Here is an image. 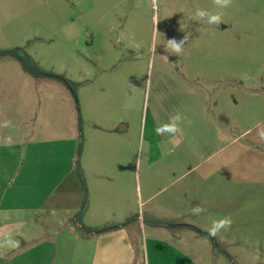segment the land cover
Returning <instances> with one entry per match:
<instances>
[{
    "label": "rangeland",
    "instance_id": "rangeland-1",
    "mask_svg": "<svg viewBox=\"0 0 264 264\" xmlns=\"http://www.w3.org/2000/svg\"><path fill=\"white\" fill-rule=\"evenodd\" d=\"M159 4L156 25L151 0H0V49L27 55L75 93L0 55V155L16 151L17 167L39 155L53 183L78 116L81 137L94 125L126 127L121 150L108 143L106 171L110 205L121 195L133 228L139 218L137 264H167L172 249L176 264H264V0ZM197 9L223 22L200 21ZM186 35L183 53L166 50ZM176 113L186 117L183 134L156 135ZM224 216L233 224L215 245L175 225L208 232ZM62 259L69 264L70 253Z\"/></svg>",
    "mask_w": 264,
    "mask_h": 264
},
{
    "label": "crops",
    "instance_id": "crops-1",
    "mask_svg": "<svg viewBox=\"0 0 264 264\" xmlns=\"http://www.w3.org/2000/svg\"><path fill=\"white\" fill-rule=\"evenodd\" d=\"M107 129L91 126L81 139L76 132L71 155L63 157L67 161L56 171L53 183L48 182L47 172L42 171L45 160L39 155H23L29 159L19 167L14 158L16 151L0 155V233L10 234L19 242L16 248L0 247V259L11 257L15 264V260L23 257L25 264H56L61 253L62 256L70 253L69 264H137L139 218L135 228L134 221L124 223L128 217L121 195H116L115 204L110 205L106 171L109 141L114 138L121 150L127 131L126 127L115 128L114 132ZM38 162L40 166L36 167ZM77 165L87 188L82 224L114 227L85 233L73 221L82 200ZM175 253L176 250H167V264L177 263ZM62 261L60 264L66 263Z\"/></svg>",
    "mask_w": 264,
    "mask_h": 264
},
{
    "label": "clouds",
    "instance_id": "clouds-1",
    "mask_svg": "<svg viewBox=\"0 0 264 264\" xmlns=\"http://www.w3.org/2000/svg\"><path fill=\"white\" fill-rule=\"evenodd\" d=\"M233 0H213V4L218 9H226L232 5ZM152 9H153V21L157 25L159 22V0H151ZM195 18L200 21H205L208 25H220L222 20V14L211 13L204 9H197L195 12ZM189 36L186 35L184 39L177 41L175 39H169L166 41L165 47L166 50L174 55L179 56L184 51V44L187 42ZM186 117L181 113H176L169 118V121L166 123H161L158 125L154 131L156 135L164 136L168 135L174 140L183 134L181 124L185 121ZM191 124V121H188ZM264 136V134H262ZM10 139V138H9ZM177 146L175 143L173 147ZM140 152H143V148H140ZM205 209L200 205L193 206L191 208L192 215H200ZM233 220L230 216H224L220 219L212 221L211 227L208 229V234L211 237H216L221 230H228L231 228ZM19 246V242L14 240L10 234L0 233V247L16 248Z\"/></svg>",
    "mask_w": 264,
    "mask_h": 264
},
{
    "label": "trees",
    "instance_id": "trees-1",
    "mask_svg": "<svg viewBox=\"0 0 264 264\" xmlns=\"http://www.w3.org/2000/svg\"><path fill=\"white\" fill-rule=\"evenodd\" d=\"M0 55H10V56L15 57L18 60L22 70L24 72L28 73L29 75H32L35 77H39V76L51 77V78H56V79L62 81L64 84H66L68 87H70V89H72L73 95L75 94L74 89H73V85L68 80H66L62 76H58V75H55L51 72H47L45 70H42L27 55L19 54L14 49H0ZM79 120H80V117L78 116L77 128H78L79 138L81 139L82 138L81 132H80L81 126H80ZM80 147H81V141L79 142L78 151L80 150ZM76 174L79 178L81 189H82V200H81L80 207H79L78 211L75 213V215L73 217V221L76 223H79V228L82 231H84L85 233H92V232L98 233V232L106 231V230L114 227V226L91 227V226H87V225L82 224V216L84 214L86 204H87V188H86V185L84 182L82 172H81L80 168L78 167V165L76 166ZM131 219L133 220L132 217L127 218L124 223H128ZM175 225H177V226L178 225H180V226L184 225V226H187L191 229H194L195 231H197L202 236L209 238V240H211L213 245L217 244L214 240V237L209 236L207 231H204L200 228H197L196 226L189 225V224H175Z\"/></svg>",
    "mask_w": 264,
    "mask_h": 264
}]
</instances>
